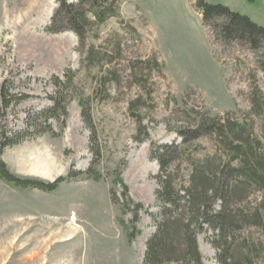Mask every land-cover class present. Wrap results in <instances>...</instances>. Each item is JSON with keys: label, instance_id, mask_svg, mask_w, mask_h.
Returning <instances> with one entry per match:
<instances>
[{"label": "rangeland", "instance_id": "rangeland-1", "mask_svg": "<svg viewBox=\"0 0 264 264\" xmlns=\"http://www.w3.org/2000/svg\"><path fill=\"white\" fill-rule=\"evenodd\" d=\"M207 1L264 26V0ZM105 4L112 15L97 22L89 13L91 29L81 40L71 28L47 31L59 0H0V92L9 82L10 91L22 95L0 114V144L2 130H28L1 157L20 178L48 183L64 177L44 190L0 176V264H145L155 231L151 213L161 210L154 144H181V130L208 115L252 121L264 148V112L254 113L252 103L253 95H264L258 67L264 45L257 53L220 39L196 0ZM58 81L66 118L31 126L29 116L53 104ZM219 144L213 136L190 141L170 169L176 182L186 184L192 164L215 154ZM124 184L145 207L133 239ZM250 191V205L264 199V191ZM261 233L247 227L237 241ZM211 236L208 229L198 235L203 264H219Z\"/></svg>", "mask_w": 264, "mask_h": 264}, {"label": "trees", "instance_id": "trees-1", "mask_svg": "<svg viewBox=\"0 0 264 264\" xmlns=\"http://www.w3.org/2000/svg\"><path fill=\"white\" fill-rule=\"evenodd\" d=\"M106 1L59 0L60 5L47 31L57 33L71 28L83 40L91 29L89 13L97 22L112 15V5L105 4ZM196 6L201 10L205 23L225 42L247 44L257 53L264 45V26L248 16L222 3L207 0H196ZM258 65L264 71V54L260 55ZM8 83L0 92V114H3V109L16 105L22 96L12 93ZM62 84V81L57 82L59 89L51 97L53 104L50 107L29 116L31 126L39 129L50 118H66L68 102L60 91ZM260 94L252 97L253 112L257 114L264 112V95L262 92ZM83 117L89 123V113L85 106ZM27 131L2 130L0 176L16 185L53 190L64 177L48 183L20 178L9 171L1 157L4 147L18 143ZM180 134L181 144L152 146L151 154L160 164V173L156 177L159 183L156 196L161 203V210L157 214L151 213L155 231L146 244L145 264H203L198 235L205 229L212 231L209 240L217 249L219 264H264V199L255 206L250 205L249 201L251 189L264 191V148L262 140L254 132L253 122L206 115L198 118L192 128L182 129ZM205 136L219 139L220 148L212 156L192 164L186 184H178L171 167L181 160L184 147L190 141ZM123 187L126 199L124 207L133 213L134 226L129 234L133 239L140 233L136 224L145 207L130 197L127 185ZM132 204L134 208H131ZM252 226L262 231V235L237 241L239 233Z\"/></svg>", "mask_w": 264, "mask_h": 264}]
</instances>
